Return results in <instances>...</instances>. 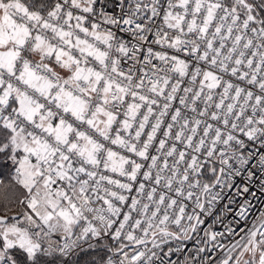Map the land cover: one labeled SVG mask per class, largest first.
Listing matches in <instances>:
<instances>
[{"label":"snow or ice","instance_id":"1","mask_svg":"<svg viewBox=\"0 0 264 264\" xmlns=\"http://www.w3.org/2000/svg\"><path fill=\"white\" fill-rule=\"evenodd\" d=\"M253 201L264 0H0V264H264Z\"/></svg>","mask_w":264,"mask_h":264},{"label":"built area","instance_id":"2","mask_svg":"<svg viewBox=\"0 0 264 264\" xmlns=\"http://www.w3.org/2000/svg\"><path fill=\"white\" fill-rule=\"evenodd\" d=\"M253 203L256 204L257 208H259L261 206H264L259 201H253ZM233 209L235 210V207L234 206H233ZM252 219H253V217H252V215H250L248 217V224L249 225L251 224ZM225 225H230V226L235 227V221H234L233 215L231 213H229L226 216H224L223 223H220V222L215 221V218L214 217H208L206 219V221H205V224L202 225L201 227L203 229H207L209 226H211L212 230H214V231L224 232L225 231ZM241 226H243V224H241ZM199 235H200V237H203V231H201L199 233ZM241 235H242V233H241ZM239 238H240L239 236H236V237L228 236L227 233H226L224 238H220V242L223 243V244H225V245H227L230 240L232 242H235V240H238ZM217 253L222 254L223 253V249H219L218 248L216 251H214L212 253V255L215 256V257H217V258H219L217 256Z\"/></svg>","mask_w":264,"mask_h":264},{"label":"rangeland","instance_id":"3","mask_svg":"<svg viewBox=\"0 0 264 264\" xmlns=\"http://www.w3.org/2000/svg\"><path fill=\"white\" fill-rule=\"evenodd\" d=\"M239 251H240V250H239V249H237V250H236V252H235V253H233V255H234V256H235V255H238V254H239ZM245 258H247V256H245Z\"/></svg>","mask_w":264,"mask_h":264}]
</instances>
